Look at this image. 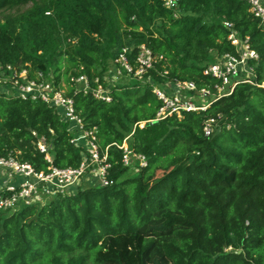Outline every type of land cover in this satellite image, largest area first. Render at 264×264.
Listing matches in <instances>:
<instances>
[{
    "label": "trees",
    "instance_id": "1",
    "mask_svg": "<svg viewBox=\"0 0 264 264\" xmlns=\"http://www.w3.org/2000/svg\"><path fill=\"white\" fill-rule=\"evenodd\" d=\"M31 2L26 12L0 20V64L60 90L68 84L84 129L95 131L100 151L109 147L115 183L78 186L47 205L1 213L0 264H264V88L241 82L205 111L151 122L163 106L155 88L169 94L177 82H191L198 91L189 94L208 85L215 91L204 70L237 54L228 39L233 30L259 54L251 66L255 82H264V25L249 6L180 0L175 16L163 0H0V13ZM142 45L156 58L145 80L124 73L134 82L108 83L122 50H130L135 66ZM81 76L92 88L99 79L111 101L77 90L71 79ZM211 117L219 126L205 137ZM78 135L43 100L1 94L0 157L44 173L78 168L88 154L72 142ZM126 139L146 167L137 158L125 165L118 146Z\"/></svg>",
    "mask_w": 264,
    "mask_h": 264
},
{
    "label": "built area",
    "instance_id": "2",
    "mask_svg": "<svg viewBox=\"0 0 264 264\" xmlns=\"http://www.w3.org/2000/svg\"><path fill=\"white\" fill-rule=\"evenodd\" d=\"M241 1L249 6L251 15L264 25V0ZM163 2L164 7L175 11V16H179L181 13L180 0H163ZM225 25L233 29V24L227 22ZM228 39L235 47L237 54L221 55L204 70V75L211 77L216 81V84L214 92L210 89V85L202 88L198 93L202 98L217 99L230 95L241 82L264 88V82L259 85L254 80L255 70L251 63L259 61L260 57L251 48L249 38L243 39L237 31L233 30ZM140 50L141 52L135 60V66L128 58L130 50L128 48L122 50L116 60L119 64L117 68L119 76L126 73L128 76H135L139 81L145 80V75L154 68L156 58L145 45H142ZM39 78L43 79L44 77L39 74ZM71 82L76 85L77 90H81L85 94L92 93L98 100L111 101L110 89L101 85L99 79L94 81L97 85L96 88H92V83L86 76L72 78ZM174 87L180 93L198 91L196 85L191 82H177ZM154 93L163 101V106L158 111L156 119L151 122L162 121L175 115L180 117L184 111H205L210 106V103L198 105L191 98L185 99L180 94H172V92L168 94L158 88L154 89ZM1 94H6L7 97H20L23 100L41 99L49 106L54 107L62 120L68 122L79 133L72 142L77 145L79 141L84 140L86 147L83 145L82 147L88 154H83L82 163L78 168L58 169L51 166L47 173L37 172L30 164L21 163L11 155L0 157V171L4 175L3 186L0 188V214L32 206L41 195H69L72 189L90 184L91 179L98 182L99 186H111L115 183L112 178H109L112 167L108 162L109 147L104 152L100 151L96 143L95 131L88 132L84 129L83 120L76 113L74 100L55 87L53 82L29 80L27 70L0 64V96ZM145 124L143 122L139 126L143 128ZM218 126L219 122L216 118H209L204 126L205 137H211ZM75 139L77 141H74ZM118 147L124 151L125 165H132L133 159L137 158L140 161V167L147 166L144 156H136L131 152L127 139L122 146ZM38 148L45 155V159L52 164L51 156L48 153L49 147L40 141Z\"/></svg>",
    "mask_w": 264,
    "mask_h": 264
},
{
    "label": "rangeland",
    "instance_id": "3",
    "mask_svg": "<svg viewBox=\"0 0 264 264\" xmlns=\"http://www.w3.org/2000/svg\"><path fill=\"white\" fill-rule=\"evenodd\" d=\"M37 2L40 4L41 3V0H37ZM34 5V3H29L28 5H25V6H20V7H15V8H12V9H6L4 11H2L0 13V20H5L6 17H14V16H17L19 14H22L24 12H26L27 10H29L32 6ZM115 67H113V64L111 63L110 65V70L107 74V81L108 83L112 84V86H116L118 84H121V85H125V84H128V83H131V82H134V81H131V79L129 77H124V75L122 76H119L117 74V70H114ZM144 81V80H143ZM141 81V82H143ZM69 89L70 87L68 86V84L63 81L61 83V91L66 95V93L68 94L69 92ZM172 92V94H180V96H182L183 98H191L193 101L196 102V104L198 105H206L207 103H210L211 101L213 100H216L215 98H202L201 95H192V94H189L185 91L181 92L178 91L177 88H175L174 86L171 88V91L170 93ZM208 99V100H206ZM206 100V101H204ZM77 137V136H76ZM74 141H77V139H75ZM83 144L80 143V141L77 143V145H83L85 146L84 144V140H82ZM86 147V146H85ZM90 184H85L83 187H92V186H97L98 185V182L96 183L95 181H92V179L90 180ZM72 194H69V195H65L66 197L67 196H70ZM64 195H57V196H44V195H41L38 199H36V202L34 205H39V206H44V205H47V203L57 197H65ZM231 250V249H229Z\"/></svg>",
    "mask_w": 264,
    "mask_h": 264
},
{
    "label": "water",
    "instance_id": "4",
    "mask_svg": "<svg viewBox=\"0 0 264 264\" xmlns=\"http://www.w3.org/2000/svg\"><path fill=\"white\" fill-rule=\"evenodd\" d=\"M33 220H37V217H34L33 219H31L30 222H32Z\"/></svg>",
    "mask_w": 264,
    "mask_h": 264
},
{
    "label": "crops",
    "instance_id": "5",
    "mask_svg": "<svg viewBox=\"0 0 264 264\" xmlns=\"http://www.w3.org/2000/svg\"><path fill=\"white\" fill-rule=\"evenodd\" d=\"M2 176H4V175H2ZM3 180V179H2ZM3 183V182H2ZM1 182H0V188H1V186H3V184H2Z\"/></svg>",
    "mask_w": 264,
    "mask_h": 264
}]
</instances>
